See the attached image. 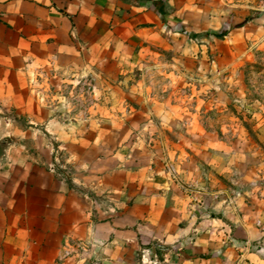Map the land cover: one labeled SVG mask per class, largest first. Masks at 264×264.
<instances>
[{
    "label": "crops",
    "instance_id": "0c3cea01",
    "mask_svg": "<svg viewBox=\"0 0 264 264\" xmlns=\"http://www.w3.org/2000/svg\"><path fill=\"white\" fill-rule=\"evenodd\" d=\"M230 1L0 0V264H264V186L209 191L180 102L147 98L264 46V0ZM44 64L90 73L110 116L60 125Z\"/></svg>",
    "mask_w": 264,
    "mask_h": 264
},
{
    "label": "rangeland",
    "instance_id": "374dc122",
    "mask_svg": "<svg viewBox=\"0 0 264 264\" xmlns=\"http://www.w3.org/2000/svg\"><path fill=\"white\" fill-rule=\"evenodd\" d=\"M244 1L249 5L248 0ZM232 2L236 0L229 3ZM233 9L239 8H232L230 17L235 15ZM214 51L215 57L218 56L219 50ZM238 58L226 64L213 59L217 60L212 64L216 70L213 73L183 76L181 90L158 93L152 90L147 95L148 99L170 97L180 102L182 107L177 114L183 121L193 123L189 126L192 132L211 151L210 164L204 173L209 191H223L222 195L232 200L239 195L249 197L254 186H264V46H254ZM28 69L33 95L57 116L60 125L86 122L93 113L101 118L110 116L106 113L110 109H104L100 103L110 105L111 92L98 86L90 73L71 77L52 64ZM164 79L165 85L171 81ZM126 110L119 107L111 112L124 117Z\"/></svg>",
    "mask_w": 264,
    "mask_h": 264
},
{
    "label": "trees",
    "instance_id": "16d2710c",
    "mask_svg": "<svg viewBox=\"0 0 264 264\" xmlns=\"http://www.w3.org/2000/svg\"><path fill=\"white\" fill-rule=\"evenodd\" d=\"M161 1H153V3H160ZM228 30L227 29H223L221 32L217 33L216 36L218 38H221L223 36H225L227 34Z\"/></svg>",
    "mask_w": 264,
    "mask_h": 264
}]
</instances>
